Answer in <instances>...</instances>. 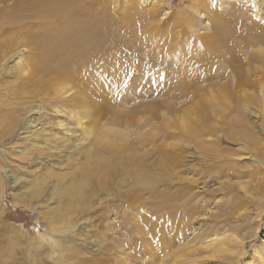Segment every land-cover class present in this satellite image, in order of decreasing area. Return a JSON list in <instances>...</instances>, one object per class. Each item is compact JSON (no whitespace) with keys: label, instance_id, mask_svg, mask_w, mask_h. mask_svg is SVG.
<instances>
[{"label":"rangeland","instance_id":"1","mask_svg":"<svg viewBox=\"0 0 264 264\" xmlns=\"http://www.w3.org/2000/svg\"><path fill=\"white\" fill-rule=\"evenodd\" d=\"M112 1L41 51L17 29L45 39L55 25L0 24V264H261L264 0ZM18 2L0 0V18ZM29 57L53 70L45 82ZM64 65L86 82L58 83ZM79 116L125 145L129 166L70 192L96 140Z\"/></svg>","mask_w":264,"mask_h":264},{"label":"bare ground","instance_id":"2","mask_svg":"<svg viewBox=\"0 0 264 264\" xmlns=\"http://www.w3.org/2000/svg\"><path fill=\"white\" fill-rule=\"evenodd\" d=\"M19 1L20 2H18L17 4H15L13 6L12 9L14 10V13L11 16L2 15L4 19L0 18V24L9 23L10 25L16 26L19 23L24 24L25 20H30V22H32L34 20L35 22H38V23H47L49 28H51V25H55V28L54 29L51 28L52 29L51 31L43 32V34H46L45 39H41L40 34H36V33L32 32L30 24L29 25L26 24V27L22 26V27L17 29L19 35H21V36L24 35L25 37H29L30 40L36 41V43L34 44V48L38 51L44 50L46 45H48L49 38H50L49 34H52V35L55 34V36H56L57 33H62L65 37L68 36V34L66 33L67 31L64 32V29H63L64 23H68V22L73 23V22L78 21V22H82L84 24V22H85L86 24H84V25H87L88 28L93 29L92 26H93L94 22H101V21L106 19L108 10L105 7H107L110 3L113 2L112 0H34V2L36 4L33 6H30L26 9V7L23 6V3H28L29 0H19ZM151 1H153V0H151ZM158 1L159 0H156L157 4H158ZM95 9H98L99 12L102 13L103 19H101L100 15L98 13L91 12V10L94 11ZM218 12L222 13L227 18V13H225L223 10H219ZM80 27H81V25H80ZM89 32L92 34V31H89ZM89 32H87V33L89 34ZM70 39H72V38H70ZM77 41L79 43L76 45V47L83 51L82 48L85 45L84 40L82 38L78 37ZM15 42H17L16 38L12 39V43H11L10 47H12ZM37 42H38V44H37ZM83 43H84V45H83ZM223 43H224V40H222V38L219 36V32H218L217 33V40L214 41L213 50L218 51L221 49H226L225 48L226 45ZM2 44H3V42H0V48H2L1 47ZM86 44H87V42H86ZM89 49L91 50L90 45H89V48H86V50L89 51ZM90 53L93 54L92 51L89 52V54ZM93 56L88 55L87 60L91 61ZM80 58H82V56ZM28 60H29V64L33 63V64L37 65L34 67V69L36 72L41 73L42 78L40 79V81L45 82L46 80L43 78L44 77L46 78L47 73H51L53 70L50 71V69L48 68V66L45 63L38 64L36 62L31 61L30 57ZM72 63L73 62L68 63V64L71 65ZM84 63H85L84 60L79 61L78 69L81 68ZM60 67H61V69L59 71L56 70V72L53 74V76H56V78H57L56 81L58 83H60L61 85H64V83H61L60 81L63 79V77L65 78L66 76L67 77H74L75 81H78L81 84H84L86 82L85 75L83 74V72L77 71L78 69L75 71L73 68H70V66H67V65L60 66ZM106 68L108 70L110 69V71L112 73L116 72V70H119V67H117L116 64H113L111 61L107 62ZM71 71H75V73L73 75L69 76V73ZM36 72H35V74H33V76H36L38 74ZM30 81L33 82L34 79H30ZM43 85H45V84H43ZM46 87H47V85H46ZM228 94H230V93H228ZM69 110L76 112V114L79 113V111H76L77 109L75 110L72 108ZM8 115H9V113H8ZM79 117H80V120H82L83 116H79ZM6 118H10V117L6 116V114H5V120H6ZM10 120H12V119H10ZM33 121L36 123V125L38 124L36 118H34ZM76 122H77L79 128L81 129L80 130L81 133L83 134V136H85V138L87 136L89 137V136L93 135L94 137H96V140L93 143V146L91 145L92 147L91 146L88 147L89 151L87 154V156H88L87 165L84 166L85 167L84 175H83L84 178L77 181L73 186H71V188L69 189L70 192H73V191L78 192V191L82 190L89 183V181L87 179L90 178L91 176L93 177V175H96L99 180L104 182L108 178L107 174L111 173L110 174V176H111L115 169L117 170V173H120V174L127 171V167L129 166V161L127 160V158L129 157V153L127 152V149L125 148V145L120 144V143L115 144L113 139H108L107 132H103V130H98V129L95 130L96 127L94 125L92 127L83 125L84 120H82L80 122H78V121H76ZM60 125L64 126V124H62V121L60 122ZM29 129H30L29 131H33V135L37 136L41 127L39 129L38 128L36 129V127L32 125L31 128H29ZM65 133H64V135L67 134V133L66 134ZM120 135H123V134L121 133ZM103 149H105V151L107 152L106 154L108 156H106V154L101 153L103 151ZM160 156L163 157L164 154L163 155L160 154ZM165 166H166V168L164 169V171L167 172V170L169 168L168 164L163 165L162 167L164 168ZM163 168L161 169V173L159 174V176H162V174L167 175L166 173H162V172H164ZM90 172H92V174H89ZM152 178L159 183L163 177L153 176ZM165 178H168V177H165ZM151 181H153V180L151 179ZM91 182L92 181H90V183ZM144 183L145 184L148 183V180H145ZM56 243L57 242H53V245L56 246ZM256 249H259V248H256ZM211 256H212V254H211ZM255 257H256L258 262H260L261 264H264V247H262L258 250V253L256 254Z\"/></svg>","mask_w":264,"mask_h":264},{"label":"snow or ice","instance_id":"3","mask_svg":"<svg viewBox=\"0 0 264 264\" xmlns=\"http://www.w3.org/2000/svg\"><path fill=\"white\" fill-rule=\"evenodd\" d=\"M210 6H211V7H215V4H211Z\"/></svg>","mask_w":264,"mask_h":264}]
</instances>
